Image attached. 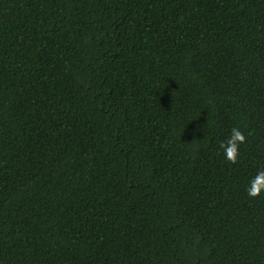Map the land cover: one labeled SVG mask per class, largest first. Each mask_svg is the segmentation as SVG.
I'll return each mask as SVG.
<instances>
[{
  "label": "trees",
  "instance_id": "16d2710c",
  "mask_svg": "<svg viewBox=\"0 0 264 264\" xmlns=\"http://www.w3.org/2000/svg\"><path fill=\"white\" fill-rule=\"evenodd\" d=\"M259 170L264 0H0V264H264Z\"/></svg>",
  "mask_w": 264,
  "mask_h": 264
},
{
  "label": "clouds",
  "instance_id": "9594fccd",
  "mask_svg": "<svg viewBox=\"0 0 264 264\" xmlns=\"http://www.w3.org/2000/svg\"><path fill=\"white\" fill-rule=\"evenodd\" d=\"M246 137L244 133L237 127L231 129V133L225 141H221L220 147L223 149L224 158L232 163L237 162L240 155V145L244 143ZM247 189L248 195L258 196L262 189H264V170H259L255 176L249 181Z\"/></svg>",
  "mask_w": 264,
  "mask_h": 264
}]
</instances>
